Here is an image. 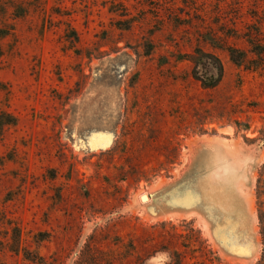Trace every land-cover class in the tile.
<instances>
[{"label": "rangeland", "instance_id": "374dc122", "mask_svg": "<svg viewBox=\"0 0 264 264\" xmlns=\"http://www.w3.org/2000/svg\"><path fill=\"white\" fill-rule=\"evenodd\" d=\"M0 115V264H264V0H0Z\"/></svg>", "mask_w": 264, "mask_h": 264}, {"label": "trees", "instance_id": "16d2710c", "mask_svg": "<svg viewBox=\"0 0 264 264\" xmlns=\"http://www.w3.org/2000/svg\"><path fill=\"white\" fill-rule=\"evenodd\" d=\"M248 44L252 47V43L248 40L247 41ZM226 51L229 55L230 60L235 64V65H240L241 62L244 61V58L241 54L237 53L235 49L229 47L226 48ZM239 55V56H238ZM219 74L217 77V80L214 82H211V84H206L205 82H202L201 80L198 79V77L196 76V74H193V79L197 82L200 83L201 87L203 89H212L214 87H216L218 80L220 78L221 75V69L219 68ZM6 119V120H4ZM14 118L7 116V115H0V129L4 126V125H13L14 124Z\"/></svg>", "mask_w": 264, "mask_h": 264}, {"label": "bare ground", "instance_id": "6f19581e", "mask_svg": "<svg viewBox=\"0 0 264 264\" xmlns=\"http://www.w3.org/2000/svg\"><path fill=\"white\" fill-rule=\"evenodd\" d=\"M139 199L141 202H144L146 200V197H145V195L140 194Z\"/></svg>", "mask_w": 264, "mask_h": 264}]
</instances>
